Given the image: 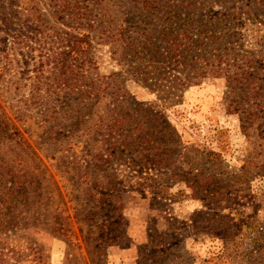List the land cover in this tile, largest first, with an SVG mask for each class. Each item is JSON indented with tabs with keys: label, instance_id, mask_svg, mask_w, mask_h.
<instances>
[{
	"label": "rangeland",
	"instance_id": "rangeland-1",
	"mask_svg": "<svg viewBox=\"0 0 264 264\" xmlns=\"http://www.w3.org/2000/svg\"><path fill=\"white\" fill-rule=\"evenodd\" d=\"M46 2L0 0V38L13 36L8 27L18 28L30 7L46 13ZM252 12L257 14L252 20L242 14L239 32L245 48L264 60V8ZM8 30L13 33H4ZM8 40L9 53L16 56L9 54L11 66L0 80V131L12 136L3 137L0 155L20 153L26 164L38 166L46 207L21 214L19 232L3 231L5 264H33L30 249L36 248L44 264H264V251L258 249L264 250V91L240 93L222 77H206L184 89L178 102L161 106L142 83L124 76L111 43L92 42L95 72L117 73L120 90L153 105L174 151L148 160L125 151L110 158L108 171L93 173V168L70 164L73 156L48 144L41 123L48 114L28 104L30 70L43 43L29 51ZM74 141L76 151L104 145ZM91 175L99 176L96 185L110 189L112 207L100 208L102 219L89 222L86 216L99 210H89L99 198L88 191ZM103 236L112 242H101Z\"/></svg>",
	"mask_w": 264,
	"mask_h": 264
},
{
	"label": "trees",
	"instance_id": "trees-1",
	"mask_svg": "<svg viewBox=\"0 0 264 264\" xmlns=\"http://www.w3.org/2000/svg\"><path fill=\"white\" fill-rule=\"evenodd\" d=\"M44 4L46 13L30 7L18 28L8 27L13 36L0 38V80L12 62L8 39L21 42L29 51L36 42L43 43L30 70L27 101L48 114L41 119L48 144L73 156L70 164L79 168L106 172L110 158L116 160L125 151L143 160L174 152L169 132L160 127L158 113L150 108L153 105L136 102L120 90L117 73L100 76L95 72L92 42L111 43L124 76L142 83L161 106L178 102L184 89L206 77H222L232 91L240 93L264 91L258 84L264 81L262 54L246 49L239 32L242 14L254 19L253 9H263L264 0H118L117 5L104 0H47ZM214 7L218 9L213 11ZM10 30L4 33H13ZM5 136L8 140L12 134L0 131V143ZM75 139L104 145L76 151ZM22 155H0V245L3 231L19 232L21 214H36L46 207L42 171L32 162L26 164ZM91 177L88 191L92 198H99L89 210L97 206L99 210L86 216L89 222L98 218L100 208L112 207L110 189L96 185L98 175ZM58 205L51 207L61 211ZM261 238L258 234L257 242ZM99 240L112 242L108 236ZM258 249L264 251L262 246ZM30 253L33 264H44L37 248ZM0 264H5L1 257Z\"/></svg>",
	"mask_w": 264,
	"mask_h": 264
}]
</instances>
